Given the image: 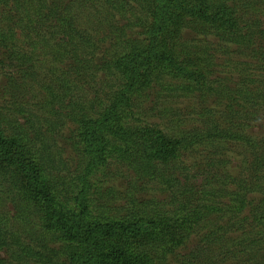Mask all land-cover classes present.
<instances>
[{"label": "trees", "instance_id": "1", "mask_svg": "<svg viewBox=\"0 0 264 264\" xmlns=\"http://www.w3.org/2000/svg\"><path fill=\"white\" fill-rule=\"evenodd\" d=\"M5 1L8 2L0 0V3ZM104 2L110 9L111 19L107 14L101 18V12L96 11ZM15 5L23 13L15 22L21 30H28L26 37L29 40L33 37L30 29H33L45 46L54 42L52 48L63 63V73L81 78L90 70L107 71L115 66L112 73L121 80L117 89L109 94L110 103L102 112L95 108L93 101L88 104L82 96L76 97L72 93L73 87L66 75L59 79V90H68L66 93L61 94L45 84L51 96L48 105L55 108L53 106L58 103L64 109L62 112L52 109L51 113L62 114L70 122L72 142L84 164L77 189L72 188L74 181L67 183L66 177L54 174L57 171L46 165L54 158L52 153L43 150L44 160L40 155L33 156L21 132L18 135L0 130V196L14 195L17 197L15 202L20 198L16 216L19 224L36 223L29 231L35 229L40 233L37 248L22 240L19 231L12 232L11 238L41 264H167L180 246L186 245L193 235L208 229L202 239L216 237L205 247L208 253L203 258L187 259L183 264H213L212 258L218 250L233 254L239 262L242 260L241 264H245V258L259 261L251 264H264V258L259 260V256H263L262 247L255 245L254 240L236 238L239 240L235 247L237 252L226 248L230 239L228 231L225 225L218 224L225 217H228L226 226L237 222V210L246 201H255L250 197L246 200L247 193L251 192L262 193L253 216L264 224L263 140L261 142L243 130L234 132L232 129L227 130L232 133L229 135L222 134L221 129L173 136L150 123H136L135 113L130 115L135 112V101L148 95L155 84L163 89L196 87L175 85L169 80L195 77L200 72L183 66L174 54L160 50L162 36L168 32L173 34L174 28L180 30L191 24L200 25L203 34L214 33L221 40L241 45L258 59V54L264 53V0H15ZM131 5L140 7L143 12L139 21L141 26L146 24L145 38L125 37L130 26L128 23L122 27L117 25L115 16H122ZM84 21L88 24L96 22L106 28L103 36L108 33L112 37L108 39L114 42L113 55L104 53L103 59L98 57L101 64L95 63L94 58L98 39L86 38L87 27L79 28ZM115 29L119 34L113 36ZM8 34L0 29V42ZM85 51L88 57L84 55ZM11 59L18 61L19 68L18 74L12 77L17 94L12 96L11 103L20 106L18 94L26 85L25 79L35 77V70L31 68L29 60L32 58L27 52L11 49ZM240 89L237 94L242 95L244 104L259 105L260 102L253 103L256 96L264 101L263 91ZM206 136L210 141L221 136L220 139L234 136L251 148L253 161L248 170L253 173L245 183L238 182L232 190L222 188L228 189L239 205L225 208L214 203L212 197L205 199L202 194L197 195L198 191L208 192L210 180L218 174L208 175L209 181L202 182L200 190V184L192 180L198 175L193 174L181 182L176 169L167 167L178 161L184 151L198 147L199 139L204 140ZM42 148L46 150L45 146ZM112 164L124 165L143 179L163 177L164 181H175L168 185L174 189V207H157L155 203L150 208L139 207L134 199L131 204L118 208L114 200L116 191L101 187L102 179L97 176L98 173L105 175ZM93 177H97L95 181ZM222 177L223 181L217 180L228 186L233 184ZM3 238L4 230L0 224V241Z\"/></svg>", "mask_w": 264, "mask_h": 264}, {"label": "rangeland", "instance_id": "2", "mask_svg": "<svg viewBox=\"0 0 264 264\" xmlns=\"http://www.w3.org/2000/svg\"><path fill=\"white\" fill-rule=\"evenodd\" d=\"M27 6L30 7V5ZM107 6L105 2L103 5L99 4L96 11L101 12L99 14L101 18L107 14L108 19H111L110 9ZM142 13L141 8H136V5L127 8L122 16L115 13L119 27L125 26L126 23L130 26L127 31L124 29L125 37H147L146 24L141 26L139 21V18L143 16ZM22 14L19 8L16 9L15 0L0 3V29L9 33L0 42V130L4 133L14 132L18 135L21 132L23 139L27 142V147L32 149L33 156L40 155L44 160L43 150L52 153L54 158L46 165L52 167V171H57L54 174L66 177L67 183L74 181L72 188L77 189L84 164L77 147L73 145L70 122L62 114L51 113L52 109L56 111L58 109L60 112L64 109H61L58 103L53 106L55 108L48 105L51 96L45 84L47 83V87L51 85L53 90L57 89L61 94L66 93L68 90H59V79L66 75L73 87L72 93L76 97L82 96L88 104L93 101L95 108L102 112L104 107L110 103L109 94L117 89L121 77L118 78L112 73L116 70L113 66V70L99 72L90 70L81 78L71 74L70 78L63 73V63L52 48L53 40L45 46V42L38 38L33 29H30L33 37H29L30 40L26 37L28 30H21L17 25L19 23L15 22L21 18ZM86 27L87 36L85 37L98 39L94 58L95 63L101 64L104 53L109 56L113 55L112 43L114 42L108 39L111 37L108 33L103 36L106 28L100 27L96 22L88 24L84 21L79 26L80 29ZM200 27V25L191 24L180 30L174 28L173 34L168 32L162 36V46H159L160 50L174 54L183 66L200 71L195 77L182 80L169 78V80L175 85L192 84L196 87L193 89H163L161 85L155 84L149 89L148 95L134 103L135 112H131L130 115L135 113L136 118H139H135L137 122L133 117L130 119L133 118L141 125L150 123L173 136H181L182 133L189 134L198 130L215 132L221 129L224 131L222 134L229 135L232 133L227 130L232 129L234 132L243 130L246 134L264 142V101L258 96L253 97V103L260 102V104L251 107L250 102L244 104L242 95L237 94L241 87L264 92V53L258 54L257 59L249 55V49L245 50L246 48L244 49L241 45L221 40L214 33L203 34ZM115 34H119L116 29L113 36ZM11 49L27 52V55L32 58V61L29 60L32 64L31 68L35 70V77L26 78V85H23V91L18 94L17 100L20 106L14 105V102L11 103L12 96L17 94L16 88L13 87L12 77L18 74L19 69L16 65L18 61L11 59ZM84 55L88 57L87 51ZM98 57L102 58L98 59ZM94 73L97 76H94ZM242 126L243 129H241ZM220 138L214 141L208 140L207 136L203 137L204 140L199 139L198 147L192 151H184L178 161L167 167L176 169L175 173L181 182L191 178L193 174L198 175L192 180L195 179L200 184V190L203 186L202 182L209 181L208 175L218 174L210 180L212 183L208 192L198 191L196 193L197 195L202 194L205 199L212 197L214 203H219L221 207L226 208L229 205L239 204L228 189L223 190L222 188L229 187L232 190L237 187L238 182L245 183L247 177L253 173L248 170L253 161V155L251 148L244 141L235 139L234 136L231 139ZM44 146L46 150L42 148ZM205 167L206 170L203 171ZM97 176L102 179L101 187L116 191L114 200L118 208L131 204L134 199L139 207L148 206L150 208L154 203L157 207L163 208L166 206L173 208L175 205L174 189L168 187L176 183L175 181H164L163 177L143 179L138 177L132 169L116 164L110 165L105 175L98 173ZM222 176L225 177V181L233 184L228 186V184L219 182L218 180L223 181ZM96 178L93 177L92 180L95 181ZM206 178L208 179L205 180ZM261 196L262 193H247L246 200L250 197L255 201H246L245 205L237 210V222L232 226H226L228 217L218 222V224L225 225L228 231L227 236L230 239H228L226 248L236 251V243L239 240L235 239L249 238L255 241V245L262 247L263 256L260 255L259 260L264 258V224L259 223L253 214H255L257 200ZM15 198L17 197L14 195L7 198L5 195L0 196V224L5 235V239L0 241V264H41L35 257L29 255L28 250H23L21 245L11 238L12 232L19 231L22 240L37 248L40 237V233L35 229L31 233L29 231L34 223L19 224L16 216L20 210L18 208L20 198L16 202ZM33 220L35 221L34 217ZM214 225L216 226V223ZM34 226L36 227V223ZM207 230L193 235L186 245L180 246L176 255L167 260V264H183V261L192 260L195 256L203 258L208 253L205 247L216 238L211 236L210 239L203 240ZM240 234L241 236L238 237ZM247 259H244L245 264L259 262L255 258ZM212 262L213 264H241L242 260L239 262L233 254L218 250Z\"/></svg>", "mask_w": 264, "mask_h": 264}]
</instances>
